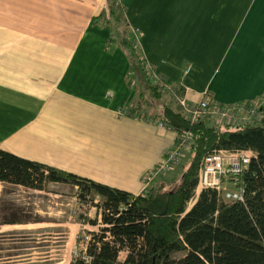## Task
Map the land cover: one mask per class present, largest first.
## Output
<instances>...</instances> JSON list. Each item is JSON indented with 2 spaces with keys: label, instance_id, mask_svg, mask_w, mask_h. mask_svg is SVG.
I'll return each mask as SVG.
<instances>
[{
  "label": "crops",
  "instance_id": "0c3cea01",
  "mask_svg": "<svg viewBox=\"0 0 264 264\" xmlns=\"http://www.w3.org/2000/svg\"><path fill=\"white\" fill-rule=\"evenodd\" d=\"M109 1L0 0V148L138 194L176 132L162 95L119 112L141 97ZM115 1L142 60L190 101L264 91V0Z\"/></svg>",
  "mask_w": 264,
  "mask_h": 264
},
{
  "label": "trees",
  "instance_id": "16d2710c",
  "mask_svg": "<svg viewBox=\"0 0 264 264\" xmlns=\"http://www.w3.org/2000/svg\"><path fill=\"white\" fill-rule=\"evenodd\" d=\"M105 15L126 50L128 82L137 85L141 97L131 107L132 113L142 105L154 108L162 82L151 81L122 6L110 0ZM145 93L149 100L142 98ZM159 115L174 130H189L193 140L181 175L157 177L143 193L1 148L0 181L34 189H43L48 182L67 183L76 187L80 202L100 210V221L83 217L85 222L101 225L98 231H89L84 253L72 256L68 264H264V117L237 127L205 119L190 121L170 103L161 105ZM216 148L255 151L242 175L244 199L228 200L208 187L187 207L194 196L200 161ZM121 251L125 255L119 259Z\"/></svg>",
  "mask_w": 264,
  "mask_h": 264
},
{
  "label": "rangeland",
  "instance_id": "374dc122",
  "mask_svg": "<svg viewBox=\"0 0 264 264\" xmlns=\"http://www.w3.org/2000/svg\"><path fill=\"white\" fill-rule=\"evenodd\" d=\"M161 95L176 107L169 91L161 87ZM152 109L158 110L156 106ZM189 152L190 146L158 177L178 178ZM75 193L76 187L70 184L49 182L43 189H34L0 182V264H68L72 256L84 253L89 231H98L101 223L91 224L83 219L100 221L101 216L96 206L80 202ZM194 200L195 195L187 207ZM124 255L121 251L119 259Z\"/></svg>",
  "mask_w": 264,
  "mask_h": 264
},
{
  "label": "built area",
  "instance_id": "2783aa9c",
  "mask_svg": "<svg viewBox=\"0 0 264 264\" xmlns=\"http://www.w3.org/2000/svg\"><path fill=\"white\" fill-rule=\"evenodd\" d=\"M135 40L137 42L136 38ZM144 65L153 79L160 80L150 64L144 62ZM162 88L169 91L177 110L190 121L205 119L217 125L237 127L253 123L264 117V91L258 98L235 103H221L208 97L192 102L187 98L186 87L181 91L174 86L162 83ZM119 112L134 114L131 107L119 110ZM175 132L176 138L173 145L163 153L153 167L142 175L143 192L156 177L170 169L185 148L190 146L193 136L189 130L181 129ZM254 155L255 151L252 149L216 148L206 153L199 164L198 181L194 189L195 197L201 189L209 187L215 188L225 199L243 200L245 187L242 175ZM231 186H235L236 189H232Z\"/></svg>",
  "mask_w": 264,
  "mask_h": 264
}]
</instances>
